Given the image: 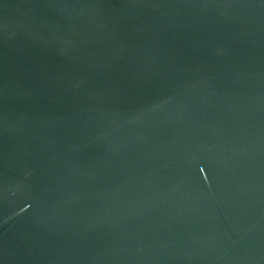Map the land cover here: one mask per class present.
<instances>
[{
    "label": "water",
    "instance_id": "obj_1",
    "mask_svg": "<svg viewBox=\"0 0 264 264\" xmlns=\"http://www.w3.org/2000/svg\"><path fill=\"white\" fill-rule=\"evenodd\" d=\"M0 264H264V0H0Z\"/></svg>",
    "mask_w": 264,
    "mask_h": 264
}]
</instances>
